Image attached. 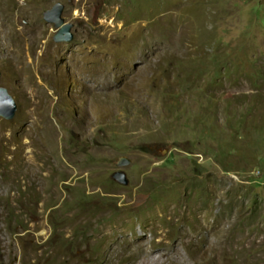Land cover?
Segmentation results:
<instances>
[{
  "label": "rangeland",
  "instance_id": "1",
  "mask_svg": "<svg viewBox=\"0 0 264 264\" xmlns=\"http://www.w3.org/2000/svg\"><path fill=\"white\" fill-rule=\"evenodd\" d=\"M0 87V264H264V0H0Z\"/></svg>",
  "mask_w": 264,
  "mask_h": 264
},
{
  "label": "water",
  "instance_id": "2",
  "mask_svg": "<svg viewBox=\"0 0 264 264\" xmlns=\"http://www.w3.org/2000/svg\"><path fill=\"white\" fill-rule=\"evenodd\" d=\"M66 5L58 2L51 9L45 12V19L55 25L57 33L54 37L56 42H72L75 39L73 32V24L67 22L64 17ZM18 105L14 97L9 93L7 88L0 87V115L6 119H13L16 116ZM129 161L125 160L123 164H127ZM115 178L124 183H128L125 172L119 171L115 174Z\"/></svg>",
  "mask_w": 264,
  "mask_h": 264
},
{
  "label": "bare ground",
  "instance_id": "3",
  "mask_svg": "<svg viewBox=\"0 0 264 264\" xmlns=\"http://www.w3.org/2000/svg\"><path fill=\"white\" fill-rule=\"evenodd\" d=\"M16 60L19 61L20 59V56H16ZM14 168H11L9 170H7V173H5V176L1 177L0 178V196H2L4 193H6V191H11L13 190L14 188H17V183H18V175H19V172ZM33 182V174L30 176V178L26 181L27 184H32ZM12 199H16L17 198V195L16 194H13L12 193ZM3 205L0 203V208L2 207ZM0 225H1V222H0ZM136 252V253H134ZM136 254V255H135ZM147 254V251H143L141 248H138L134 251H131L130 252V255H135V257H145V255Z\"/></svg>",
  "mask_w": 264,
  "mask_h": 264
}]
</instances>
